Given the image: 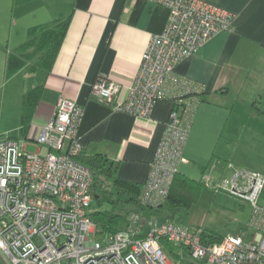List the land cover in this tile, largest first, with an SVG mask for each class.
Returning <instances> with one entry per match:
<instances>
[{
  "label": "crops",
  "instance_id": "0c3cea01",
  "mask_svg": "<svg viewBox=\"0 0 264 264\" xmlns=\"http://www.w3.org/2000/svg\"><path fill=\"white\" fill-rule=\"evenodd\" d=\"M206 1L230 12L232 26L211 37L175 69L178 77L200 88L183 148L186 161L177 172L194 182L198 199L207 186L204 177L212 182L229 177L231 164L264 170L250 155L257 146L264 150V0ZM168 17L167 7L148 0H0V119L14 116L18 120L1 128L0 136L17 131L13 137L36 147L34 140L53 116L58 99L76 100L84 106L77 135L83 157L103 154L117 163L122 180L143 186L172 101H159L151 117L143 118L119 109L120 95L99 100L91 90L101 76L129 85L151 37L162 33ZM65 19L66 33L50 69L31 70L38 54L7 77L9 54L21 53L29 31ZM37 86L41 94L24 133L23 97ZM144 213L153 215L148 210Z\"/></svg>",
  "mask_w": 264,
  "mask_h": 264
},
{
  "label": "built area",
  "instance_id": "2783aa9c",
  "mask_svg": "<svg viewBox=\"0 0 264 264\" xmlns=\"http://www.w3.org/2000/svg\"><path fill=\"white\" fill-rule=\"evenodd\" d=\"M169 9L162 33L153 35L129 85L99 77L92 96L150 118L159 101L173 103L139 201L143 211L127 214L125 225L100 233L90 210L94 174L77 156L78 128L84 106L61 97L50 121L34 140L0 136V264H169L164 242L175 247V264H264V174L230 165L232 174L218 182L205 176L216 192L249 204L240 233L204 241L201 227L161 221L149 211L165 203L187 142L197 100L196 88L178 77V64L211 37L230 29L233 15L206 0H148ZM147 217V218H146ZM91 236H95L92 239Z\"/></svg>",
  "mask_w": 264,
  "mask_h": 264
},
{
  "label": "trees",
  "instance_id": "16d2710c",
  "mask_svg": "<svg viewBox=\"0 0 264 264\" xmlns=\"http://www.w3.org/2000/svg\"><path fill=\"white\" fill-rule=\"evenodd\" d=\"M67 24L68 21L65 19L56 21L51 25L32 28L29 31V40L22 46L21 53L9 54L7 77L13 76L38 54H40V57L31 65V70H38L42 73L47 72L65 36ZM190 92L189 95L185 96H189L191 99L195 97L198 101L196 94H199L200 90ZM40 94L41 88L37 86L27 91L23 97L21 130L24 133H26L31 123L34 107ZM83 154L84 150L82 149L77 158L88 165L93 171L94 183L92 185V193L95 196L94 201H97L98 206L104 204L103 195L111 192L110 186L114 188L117 193L124 195L123 206L125 209L122 213L118 210L119 204L112 205L109 209H101L97 206L96 209L92 211L93 218L94 214L103 216V221L100 224L95 220L97 233L117 231L120 222L126 217V213H130L131 210H144L139 201L142 186L122 180L117 175V163L103 154L97 153L89 159L84 158ZM198 195L199 190H197L194 182L177 173L165 203L149 211L156 217L164 216L169 221L182 223L183 217L181 213L189 210L191 205L198 199ZM203 234L204 241H218L223 238V236H219L214 231L208 229H204ZM164 245L170 255L175 258L178 257L175 252V247L167 242H164Z\"/></svg>",
  "mask_w": 264,
  "mask_h": 264
},
{
  "label": "rangeland",
  "instance_id": "374dc122",
  "mask_svg": "<svg viewBox=\"0 0 264 264\" xmlns=\"http://www.w3.org/2000/svg\"><path fill=\"white\" fill-rule=\"evenodd\" d=\"M12 117L14 119H0V129L7 126L11 127L18 122L17 117L16 119L14 116ZM11 134L15 136L17 131ZM28 149L34 151L36 147L28 145ZM250 155L256 162L264 166V150L257 146L250 150ZM258 171L264 174V170ZM110 190V193L103 195L104 204L98 206L95 200L90 208L91 211L95 210L97 206L101 209H109L112 205L117 204H119L118 210L121 213L124 211V195L117 193L111 186ZM189 209L184 212V225L208 229L219 236H228L241 232L242 228L247 224L251 212L249 204L245 201L222 191L216 192L211 186L202 188L199 199ZM94 219L100 224L103 221V216L94 214ZM100 236L102 234L97 233L96 238L98 239ZM91 238L95 239V236H91ZM168 261L169 264H175L176 259L170 255Z\"/></svg>",
  "mask_w": 264,
  "mask_h": 264
}]
</instances>
